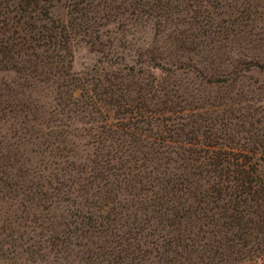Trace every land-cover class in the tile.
Listing matches in <instances>:
<instances>
[{
  "label": "trees",
  "instance_id": "1",
  "mask_svg": "<svg viewBox=\"0 0 264 264\" xmlns=\"http://www.w3.org/2000/svg\"><path fill=\"white\" fill-rule=\"evenodd\" d=\"M0 71L1 262L264 264V0H0Z\"/></svg>",
  "mask_w": 264,
  "mask_h": 264
},
{
  "label": "rangeland",
  "instance_id": "2",
  "mask_svg": "<svg viewBox=\"0 0 264 264\" xmlns=\"http://www.w3.org/2000/svg\"><path fill=\"white\" fill-rule=\"evenodd\" d=\"M115 2H119L120 0H113ZM127 0H122V3L126 5ZM127 9L126 6H124V10ZM128 11H123V15H126ZM51 15L61 21H65L67 18L66 15V9L63 5L56 3L53 7H51ZM118 29H126V23L121 22ZM128 26V25H127ZM131 27H138L139 30L142 28L137 24H132ZM138 34L140 36H138ZM127 37H131L132 41H135V43H139L142 40H149L151 37V33H149L147 30H144L140 33H129ZM145 37V38H143ZM71 68L74 71H81L87 69L97 58L96 53L91 50L86 43H84L81 40H73L71 46ZM12 77L11 72H3L0 71V79L8 81ZM5 81V82H6ZM16 129H15V122L13 120H5L0 121V151L1 152H8L9 154H12L15 152L14 146L16 142L15 137ZM31 145L30 144H23L21 145L22 153L26 155L28 158L31 157V152L29 151ZM4 203L0 202V223L3 218V216H11L13 215L11 212V208H1V206ZM4 210V211H3ZM0 264H6L0 261Z\"/></svg>",
  "mask_w": 264,
  "mask_h": 264
}]
</instances>
